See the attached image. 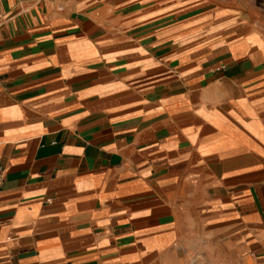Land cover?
Returning a JSON list of instances; mask_svg holds the SVG:
<instances>
[{
	"label": "crops",
	"instance_id": "obj_1",
	"mask_svg": "<svg viewBox=\"0 0 264 264\" xmlns=\"http://www.w3.org/2000/svg\"><path fill=\"white\" fill-rule=\"evenodd\" d=\"M0 264H264V0H0Z\"/></svg>",
	"mask_w": 264,
	"mask_h": 264
},
{
	"label": "built area",
	"instance_id": "obj_2",
	"mask_svg": "<svg viewBox=\"0 0 264 264\" xmlns=\"http://www.w3.org/2000/svg\"><path fill=\"white\" fill-rule=\"evenodd\" d=\"M220 69H223V67L221 66L218 70H220Z\"/></svg>",
	"mask_w": 264,
	"mask_h": 264
}]
</instances>
